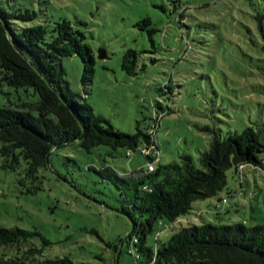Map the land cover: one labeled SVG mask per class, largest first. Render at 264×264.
Listing matches in <instances>:
<instances>
[{"label":"rangeland","instance_id":"rangeland-1","mask_svg":"<svg viewBox=\"0 0 264 264\" xmlns=\"http://www.w3.org/2000/svg\"><path fill=\"white\" fill-rule=\"evenodd\" d=\"M6 5L36 10L35 23L70 20L86 34L96 57L89 90L83 84L84 61L62 58L65 79L96 114L118 129L135 133L139 124L153 134L154 164H171L209 149L213 131L223 136L253 126L264 137V0H3ZM164 8V9H163ZM151 17L159 31L155 47L142 19ZM106 50L108 57L100 58ZM140 52L138 74L122 67L125 52ZM0 87V105L16 107L35 101L34 89ZM210 127L213 131H206ZM155 146L157 148H155ZM106 145L87 151L77 143L56 150L40 171L35 192L25 179L26 161L15 170L0 156V226L36 234L40 259L69 256L75 262L142 264L130 253V218L120 208L121 193L104 182L95 168L106 165L121 173L146 169L141 151L127 155ZM264 157V154H263ZM227 186L217 195L195 201L187 215L171 222L162 217L147 245L154 251L183 227L244 223L264 224V166H232ZM38 184V182H37ZM43 237L50 241L45 244Z\"/></svg>","mask_w":264,"mask_h":264},{"label":"trees","instance_id":"trees-1","mask_svg":"<svg viewBox=\"0 0 264 264\" xmlns=\"http://www.w3.org/2000/svg\"><path fill=\"white\" fill-rule=\"evenodd\" d=\"M37 18L36 10L13 7L0 0V87L9 85L27 92L32 87L33 94L38 95L35 101L21 98L16 107L0 105L3 167L15 170L23 158L27 164L25 179L34 183L29 190L35 192L41 188L40 171L48 167L49 152L59 145L77 143L89 152L100 145L110 147L112 153L126 148L128 156L157 146L154 135L139 124L135 133H129L115 127L102 114H96L92 105L81 100L82 96L65 79L62 58L77 54L84 61L85 88L89 90L93 84L96 57L86 42V34L68 19L35 23ZM258 18L264 39L263 19ZM139 24L147 27L157 47L154 35L159 28L153 19L145 17ZM139 54L129 49L123 55L122 67L130 75L138 74ZM29 60L60 89L69 105ZM262 71L264 74V66ZM78 117L88 130L81 142H76L83 133ZM204 129L213 131L210 127ZM213 133L209 149L200 155L199 166L191 155L185 154L178 162L155 165L154 171L140 168L135 173H121L111 165L95 168L102 181L119 189V209L137 222L128 243L137 238L134 255L142 264H264V224L252 227L244 223L193 224L175 232L157 251L147 245V236L154 232L160 218L174 222L189 214L195 201L224 190L230 167L264 166V137L255 127L250 125L224 136L216 130ZM146 156L148 163H154L156 158ZM35 234L19 227L0 226V264H88L75 262L69 256L40 259L43 248L31 242ZM43 240L50 243L45 237Z\"/></svg>","mask_w":264,"mask_h":264},{"label":"water","instance_id":"water-1","mask_svg":"<svg viewBox=\"0 0 264 264\" xmlns=\"http://www.w3.org/2000/svg\"><path fill=\"white\" fill-rule=\"evenodd\" d=\"M17 49H18V51L22 54V55H24L25 57H26V55L17 47ZM100 58H106V57H108V54H107V51L106 50H101L100 51V56H99ZM27 58V57H26ZM28 59V58H27ZM29 62L38 70V72L44 77V79L49 83V85L56 91V92H58V94L60 95V97L64 100V102L66 103V104H68L69 105V103H68V101L64 98V96H63V94H62V92L60 91V89H58L52 82H51V80L46 76V74H44L32 61H30L29 60ZM78 119H79V121H80V123H81V125H82V128H83V133H82V135L80 136V137H78L77 139H76V142H81L82 140H84L85 139V137H86V135H87V127L85 126V124H84V122L78 117ZM66 146H68V144H63V145H59V146H57V147H55L53 150H51L50 152H49V154H48V156H47V162H48V166H51L50 165V160H51V156H52V154L56 151V150H58V149H61V148H64V147H66ZM115 211H118V212H121V213H124L123 211H121L120 209H118V208H113ZM124 214H126L129 218H130V220H131V222H132V228H131V231L127 234V236L125 237V239L123 240V242H122V244L126 241V240H128L130 237H131V235H132V233L134 232V230L136 229V227H137V222H136V220L135 219H133L132 217H130V215H128L127 213H124ZM116 263L117 264H120V254L118 253V256H117V260H116Z\"/></svg>","mask_w":264,"mask_h":264},{"label":"built area","instance_id":"built-area-1","mask_svg":"<svg viewBox=\"0 0 264 264\" xmlns=\"http://www.w3.org/2000/svg\"><path fill=\"white\" fill-rule=\"evenodd\" d=\"M155 150V149H154ZM153 149L151 150V147H147V148H144L143 149V153H145L146 155H150V153L152 151H154ZM147 169L148 171H154L155 169V164L152 162V163H148V166H147ZM137 238L135 237L132 241H130V244L131 245V249H130V253L132 254H136L137 251H136V247H135V243L137 242Z\"/></svg>","mask_w":264,"mask_h":264}]
</instances>
